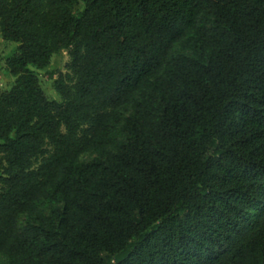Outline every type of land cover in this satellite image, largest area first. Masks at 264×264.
Listing matches in <instances>:
<instances>
[{
  "label": "trees",
  "instance_id": "trees-1",
  "mask_svg": "<svg viewBox=\"0 0 264 264\" xmlns=\"http://www.w3.org/2000/svg\"><path fill=\"white\" fill-rule=\"evenodd\" d=\"M0 37V264H264V0H0Z\"/></svg>",
  "mask_w": 264,
  "mask_h": 264
},
{
  "label": "rangeland",
  "instance_id": "rangeland-1",
  "mask_svg": "<svg viewBox=\"0 0 264 264\" xmlns=\"http://www.w3.org/2000/svg\"><path fill=\"white\" fill-rule=\"evenodd\" d=\"M16 45L17 43L5 40L0 37V90L8 89L12 84L13 77L9 74L5 66V59L15 51ZM67 60L68 56L66 51L61 50L60 52L52 55L49 63L44 68H37L31 65L29 66V69L37 75L45 94L49 98L55 99L57 101L60 100V97L53 88L54 78H49V73L52 71L64 72V64ZM93 156L94 154L91 152H84L80 155V160H88ZM43 207L45 208V211L48 212V205L45 204ZM3 261H5V258L0 255V262Z\"/></svg>",
  "mask_w": 264,
  "mask_h": 264
}]
</instances>
